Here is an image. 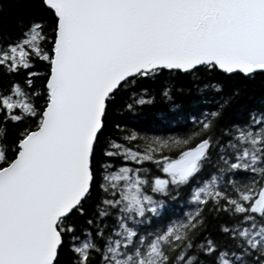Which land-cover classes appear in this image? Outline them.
I'll return each mask as SVG.
<instances>
[{
  "label": "snow or ice",
  "instance_id": "obj_1",
  "mask_svg": "<svg viewBox=\"0 0 264 264\" xmlns=\"http://www.w3.org/2000/svg\"><path fill=\"white\" fill-rule=\"evenodd\" d=\"M29 2L0 29V264H264V108L224 121L264 77V0ZM175 73L214 107L167 135L108 122L159 77L171 103Z\"/></svg>",
  "mask_w": 264,
  "mask_h": 264
},
{
  "label": "trees",
  "instance_id": "obj_2",
  "mask_svg": "<svg viewBox=\"0 0 264 264\" xmlns=\"http://www.w3.org/2000/svg\"><path fill=\"white\" fill-rule=\"evenodd\" d=\"M7 7L0 16V29L13 32L15 22L20 16L31 14L32 5L29 0H5ZM168 76L165 73V77ZM210 79L200 74V81ZM211 79L220 80L212 75ZM164 77H159L156 82H148L149 93L154 96L151 104L138 107L132 113H116L111 111L108 122L118 121L125 127L139 131L142 134L167 135L178 131V125L183 123V117L191 114L198 116L203 110H210L217 102L218 96L211 91L201 92L200 85L193 80L191 75L179 73L172 74L168 83L173 86L169 103L159 94L160 83ZM227 90V88H225ZM119 103V101H117ZM172 104L177 107L173 108ZM264 108V77L257 75L244 84L240 96L230 105L224 113V121L242 118L252 109ZM183 210L182 200L169 202L166 212L179 214ZM63 258V250L61 252Z\"/></svg>",
  "mask_w": 264,
  "mask_h": 264
}]
</instances>
